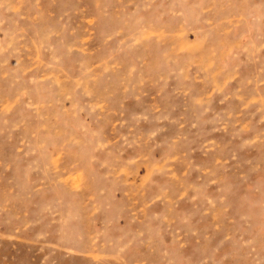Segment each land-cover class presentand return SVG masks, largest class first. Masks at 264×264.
<instances>
[{
	"label": "rangeland",
	"instance_id": "obj_1",
	"mask_svg": "<svg viewBox=\"0 0 264 264\" xmlns=\"http://www.w3.org/2000/svg\"><path fill=\"white\" fill-rule=\"evenodd\" d=\"M0 264H264V0H0Z\"/></svg>",
	"mask_w": 264,
	"mask_h": 264
}]
</instances>
